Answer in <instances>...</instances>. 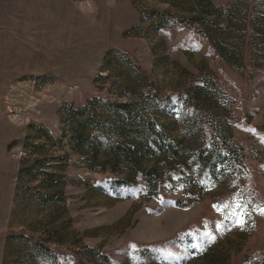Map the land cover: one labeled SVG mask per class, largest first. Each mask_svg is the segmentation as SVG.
<instances>
[{
	"label": "rangeland",
	"instance_id": "rangeland-1",
	"mask_svg": "<svg viewBox=\"0 0 264 264\" xmlns=\"http://www.w3.org/2000/svg\"><path fill=\"white\" fill-rule=\"evenodd\" d=\"M0 264H264V0H0Z\"/></svg>",
	"mask_w": 264,
	"mask_h": 264
},
{
	"label": "trees",
	"instance_id": "trees-1",
	"mask_svg": "<svg viewBox=\"0 0 264 264\" xmlns=\"http://www.w3.org/2000/svg\"><path fill=\"white\" fill-rule=\"evenodd\" d=\"M120 134V133H119ZM119 136L122 137V134ZM123 140L126 141L125 136H123ZM113 148H117V151H119L120 156L123 157V159L127 160V162L130 165V171H134L138 168L139 163L136 161L135 154L139 151H144L142 146H145L147 144V137L143 139L142 142H131V144H124V143H118L116 141H111ZM156 145L159 147H163L165 145L163 139L156 140ZM151 148V147H150ZM142 168V167H141ZM143 170V169H142ZM146 174L147 171L143 170Z\"/></svg>",
	"mask_w": 264,
	"mask_h": 264
}]
</instances>
